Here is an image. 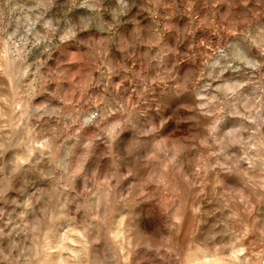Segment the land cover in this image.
Returning a JSON list of instances; mask_svg holds the SVG:
<instances>
[{
    "label": "rangeland",
    "instance_id": "obj_1",
    "mask_svg": "<svg viewBox=\"0 0 264 264\" xmlns=\"http://www.w3.org/2000/svg\"><path fill=\"white\" fill-rule=\"evenodd\" d=\"M0 264H264V0H0Z\"/></svg>",
    "mask_w": 264,
    "mask_h": 264
}]
</instances>
